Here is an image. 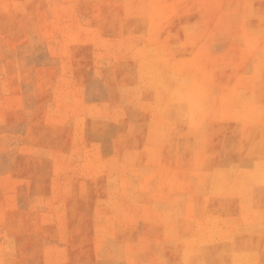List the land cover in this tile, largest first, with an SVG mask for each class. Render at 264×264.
<instances>
[{"label": "rangeland", "instance_id": "1", "mask_svg": "<svg viewBox=\"0 0 264 264\" xmlns=\"http://www.w3.org/2000/svg\"><path fill=\"white\" fill-rule=\"evenodd\" d=\"M0 264H264V0H0Z\"/></svg>", "mask_w": 264, "mask_h": 264}, {"label": "bare ground", "instance_id": "2", "mask_svg": "<svg viewBox=\"0 0 264 264\" xmlns=\"http://www.w3.org/2000/svg\"><path fill=\"white\" fill-rule=\"evenodd\" d=\"M191 97V96H190ZM190 100V99H189ZM191 100H192V98H191ZM189 102V101H188ZM189 106V105H188ZM191 107V106H190ZM217 212V211H216ZM261 222V221H260ZM197 223V222H196ZM249 223V222H248ZM246 229V228H245ZM184 231V230H183ZM198 232V231H197ZM203 235H205V234H203ZM202 237V236H201ZM242 237V236H241ZM200 241H202V240H200ZM203 243V242H202ZM233 244V243H232ZM199 249V248H198ZM206 249V248H205ZM202 255V254H201ZM203 255H204V253H203ZM194 256V255H193ZM203 257V256H202ZM206 257H207V255H206ZM199 261H201V260H199Z\"/></svg>", "mask_w": 264, "mask_h": 264}]
</instances>
